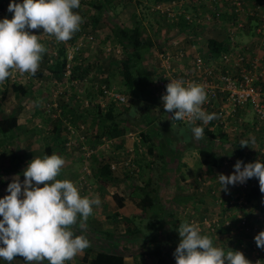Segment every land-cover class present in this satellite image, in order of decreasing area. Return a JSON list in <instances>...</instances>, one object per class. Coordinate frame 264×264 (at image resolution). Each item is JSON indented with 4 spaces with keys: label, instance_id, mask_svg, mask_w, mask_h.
<instances>
[{
    "label": "rangeland",
    "instance_id": "obj_1",
    "mask_svg": "<svg viewBox=\"0 0 264 264\" xmlns=\"http://www.w3.org/2000/svg\"><path fill=\"white\" fill-rule=\"evenodd\" d=\"M89 1L90 0H80V7L78 9H74V11L78 12L81 15L83 23L80 25L79 31L75 32L72 38L68 41L59 42L55 39L54 36L44 33L42 28L31 30L26 29L33 34L39 35V39L45 46L46 52L42 55V59L39 62V67L35 75H28L27 73H20L18 70H12V74L3 82H0V91L3 88L7 89V93L4 99L2 100V102L0 101V118L8 115L12 108H15L17 106L19 107L18 115L23 118V116L21 115L22 112H20V110L23 106L26 107V105L29 103H31L32 105L34 104L35 109H38L41 107V104L45 100L54 103L53 105H60L65 101H69L70 104L74 103V101H77L78 105L80 104L81 106H79L78 114H81L82 117L78 118L77 120L75 119L74 122H68V124H70L74 129V135L77 133H81L78 132L76 128V125L80 123L84 125L86 132H88L89 134L102 133L103 128H101L100 124L95 121L96 110L94 106L88 109V107L83 104L79 97L76 98L74 94V97L72 98L69 94L71 91H77V93H79L82 98L84 95L87 96L89 88L92 87L99 79L98 75L104 74L106 76L105 80L108 82V84L116 86L119 91L128 95L130 101L133 102V108L128 114L124 115L125 117H127L129 120L131 119L132 121H135V119H140L142 115L146 113L144 118L151 120L152 124L150 126H156L159 129L162 123H164L167 116L163 106L151 108L152 110H150L148 113L145 111V108H149V105L154 104V101L156 100L153 94V84L155 82V78L153 76V67H156L158 65V56L161 51L158 48L156 50L153 47L142 51L140 59L141 61H139V63L141 62V67H144L148 72L146 74L150 77L148 81L149 84L140 86L138 82L139 77H136L134 75L133 85L130 87V91L129 87L125 84V81L132 70H130L128 67H125L124 63H122L123 60H126V55L122 53L120 46L118 49V53H104V49L107 47L106 45L116 44L109 34V25H115L116 23H118L121 25L129 26L133 24V18H138L142 21V19L148 18L149 16V20L146 25L149 31L147 30L145 32V35H147V38L149 39L152 38L153 40L151 39V41H153L155 44H165L168 39L176 43L178 42L176 39H172V37L170 38L168 36V28L162 29V31L165 30L166 32L162 37L157 36L160 35V33L158 34L156 30L158 29V31H160V27H165V24H167L168 22L156 20L157 17L155 18L153 14H150L148 12V8L145 10L144 7V5L148 6L152 3H155L156 0H144L146 2L144 4L140 1L136 2L138 0H135L136 3L140 4H137L135 6L131 5L125 9H121L117 1L116 8L115 10H113V12L111 9L107 8L104 5L102 7L103 14L101 16V22H98V26L96 28L91 26L90 17L93 15L94 10H92L91 7L87 4V2ZM185 1L189 3V1ZM17 2H19V0H17ZM8 3L9 0H0V18L11 19L12 13L7 11ZM263 7V4H259L258 6H256L253 15L255 17L261 18L262 21L261 25H258V23L253 28L254 34H258L256 36L259 37L260 41L264 39V29L262 30L261 28L264 27V18L262 16ZM85 9L87 10L84 11ZM245 19L246 18H240L239 20H237L238 23H241V26H237L234 30V40L236 41V43L226 45L225 47L227 51L225 53L231 56L239 55L237 59H243L245 63L249 65L251 64L252 68H254V74H258V76L261 75L254 80L253 84L257 89L262 88V90L264 91V61H262L261 59L262 55H259L261 54V50L258 49V51L256 50V52H254L253 46L251 47L249 45L251 44V42L249 41L237 43L238 34H240L239 32L243 33L244 31H246L245 24L247 22H245ZM156 21L160 23L156 25ZM249 25H251V23ZM249 25L247 26L249 27ZM204 26L207 28V25H204V22H202L201 34L205 39L207 37H210L213 33H208ZM192 28H194L195 30L197 29V27L193 26ZM184 31V33H188L190 31V28H186L184 29ZM247 32L248 31H246L245 33L247 34ZM176 33L177 30H175V34ZM89 34L93 36V40L91 42L85 41L83 45L80 38L83 39L84 36ZM169 40L167 44L170 43ZM73 41L74 44L70 46L69 43ZM79 42L81 43V45H83V47L81 46V48L79 46L77 47L78 49H75L76 44H78ZM56 44L64 46L66 49L65 53H69L70 56L74 51V55H76V57H80L78 59H80L81 61H84L81 67L82 74L80 76H77L78 80H73L69 83L67 81L61 82V80L59 79H57V81L46 69L48 65L46 61H48V59H50V57L52 56L56 48ZM204 50L207 51L206 44H202V47L199 51L202 53ZM168 51L171 52L172 50ZM94 60H97L95 64ZM72 65H74V62H72ZM72 69L73 68L70 66L69 76L73 74L71 72ZM13 83L15 85H21L23 87L27 86L29 88L28 92H26L22 96L20 95L19 97H17L15 95L16 93H14V91H12L10 88ZM26 98L30 100L26 101ZM49 108L50 107H48L44 112L42 111L41 113L36 111L34 114L36 117L34 119L35 124L38 123L39 129L42 128L40 133H37L36 139L33 138V144H31L32 149L29 151L31 153H34L35 157L45 155L44 147L48 143V137H50V132L52 130L53 124L58 121L52 119L54 116H56L57 113H51V109ZM249 110L253 111V109L251 108H249ZM153 116L155 118H152ZM164 125L169 126L170 123L165 122ZM150 126H148V129H150ZM176 127L177 126L174 124L173 128ZM230 127L228 129L220 126L218 127L220 131H226V134L222 139L221 137L218 138V140L221 139L220 141L214 140V142H212L209 140V136L202 138V142H204L205 145H209L208 142H211V147L219 150L221 152V156H227V158L222 156L223 159H225L224 162L226 163L221 167L219 166L211 169H206V167L202 166V171L194 176V179L195 177L199 178V181L195 180V184L199 186H193L190 191H186L184 189V183L180 180V171L183 170V163L181 161V158L185 156L186 152L183 151L179 161L175 158L173 160H170L166 164L160 163L158 159H155L154 156L148 153V147L157 143L158 140L154 137L153 144H149L142 138V131L138 129V126H135V128L134 126H130L128 128L130 130L127 131V133L132 132L134 134L133 137L138 139L139 142L136 143L133 140L130 141L135 146L131 147L133 148V152L132 155H129L131 156L134 165L133 170L125 167L128 174H123L120 172L121 175H126L122 179L128 180V183L125 182V184L123 185V187H126V194H128V189L130 188L143 187L144 182L147 180V178H149V174L150 177H152V186H155L154 180L158 179L157 176L159 173H161L160 169H164L161 174L162 177L159 179L160 188L158 189V197L157 199L155 197V199L153 200V209L147 212L144 211L141 220H138L139 218L131 219L133 222V225H131V229L134 226V230L137 233H133V231L129 228V230L131 231L130 234H128L127 231H125V229L123 228L124 223H117V221H112L111 213L105 208H101L104 207L102 205L103 194H106L108 190L106 186L111 182L104 180L102 177H100L99 180V176H97V169L98 166L102 164V161L104 162L106 159H110V161L112 162L118 161L119 157H124V149L121 148L122 151L117 149V153L112 154V149L110 148V146L107 147L104 145L103 149H97L94 152L92 158L86 159V162H84L83 160H81L77 148H65L64 141L67 136V126L66 129L63 130L60 125L61 131L55 144L52 145V151L53 153L63 157L64 160L67 159L70 162L73 161L72 166H74V172L72 175L70 174L66 179L72 182L74 181L73 183L77 186L76 179L79 176L78 174H80L79 171L81 169V165L86 164L93 177L90 178V176H88L85 186L79 189L80 195L88 196L89 198L98 197L100 201L99 205L93 206V213L89 216H92L93 218L89 220V222H76L71 226V230L73 231L74 235H83L90 242L89 247L84 249L82 252H87L89 256L92 257L95 252L112 250L118 254L123 255L125 264H176L174 258V250H170L169 245L171 241L177 244L179 243L180 237L178 235L177 229L182 222H194L201 228L203 234H207L212 238L214 246L221 247L225 251H228L229 249L233 251H240L243 253L245 258L251 262V264H264V249L258 248L253 240V237L264 228L263 216L258 215V213H263L262 208L264 206V198L260 197L257 202L255 199L246 200L244 198V192H240L238 196L235 191L236 187L244 189L247 186L252 185L254 183V178H250L244 183L228 185L226 191L224 189H221V185L218 179V175L220 174H232L234 172L233 165L237 160L242 161L243 167V164H246L250 158L248 156L252 154L249 151L253 150V148H255L256 146L259 147L258 155H255L254 158L258 159L259 156L264 155V138L261 139L262 143L257 144L256 142L251 141L250 143H248L249 145H245L248 150L242 153L243 156L241 157L235 150V146L241 140H236L238 138V135L233 134L232 131L229 132L231 130ZM177 130L180 132L176 135L178 136V138H182L181 140L186 141L185 139L190 137L189 126L186 122L181 123L180 126L177 127ZM236 130H238V128H236ZM216 134L218 133L216 132ZM10 136H12L13 138L15 137L24 139V135H19V133L15 131L12 134L9 133L5 136L0 133V185L4 187L8 184V181L12 180L14 177L18 176L21 182L24 179L22 174L23 170L25 169L24 163L21 162L19 165L14 166L12 162L13 155L11 156V153L15 155L16 153L20 154L22 152L26 155V151H28L24 148V140L15 142V140L13 138H10ZM103 136L104 135L102 133L101 137ZM214 137L216 138L218 136L215 135ZM184 141H179L177 143L175 142L173 145L174 149L177 150L178 147L183 146ZM102 142V140L98 142L100 146H102ZM115 143H118V140L115 141ZM204 143H202V145ZM221 144L225 145L226 149H224ZM251 146H253V148H251ZM155 150L156 148L154 149V151ZM181 151L182 150H180V152ZM7 163L11 167L15 168V170L18 171V174L6 175L4 172V168L8 165ZM179 163H181L180 167L178 166ZM13 171L14 170H11V172ZM111 173L113 174V176H115L114 174L117 173V170L112 171ZM115 178L117 177L115 176ZM237 184L239 186H237ZM209 188L210 190H208ZM221 202H223V204H221ZM225 204H227L231 209L223 211L224 207L222 205ZM161 209L163 210L162 214L164 215L165 220L169 222L176 220V226H171V223H164L162 228H159V224L164 221L157 215L159 214L157 213V211H160ZM119 215L122 219H127V217L129 219L131 214H129V216H123V214L119 213ZM95 216L98 219L95 220ZM246 218L250 225H244V221L246 220ZM148 223H151L152 228L146 226ZM238 225L243 230H241L239 227L237 228ZM153 227L155 228V230L153 229ZM109 228L111 231V235L107 236V233L105 231ZM157 233L159 234V238L162 239L159 254L150 252L152 248L154 249V247L149 243L148 239H145L146 235H158ZM137 234H139V236ZM239 237L245 238V242L241 243L239 246H236L234 245V240ZM251 246L252 248L258 249L256 250V252L259 253V255L249 253V250H251ZM148 248L150 249L149 251H147ZM242 249L244 250L242 251ZM78 257L79 255L73 257V264H83ZM0 264H8V262L0 259ZM11 264H25L24 258L22 256L16 255L14 256V260L11 261ZM32 264H43V261L32 262Z\"/></svg>",
    "mask_w": 264,
    "mask_h": 264
},
{
    "label": "clouds",
    "instance_id": "obj_2",
    "mask_svg": "<svg viewBox=\"0 0 264 264\" xmlns=\"http://www.w3.org/2000/svg\"><path fill=\"white\" fill-rule=\"evenodd\" d=\"M199 1L208 3L205 11L209 13V19L214 18V11L220 12L218 8L220 0ZM183 3V0L157 1L145 6V10L148 8V12L157 17L156 20L174 25L177 32L179 16L183 15L180 17L187 26L183 25L181 29L184 31L190 28L191 31L194 29L192 26L196 27L202 23V18L190 9L181 14ZM79 7L80 0H19V2L9 0L7 11L12 13V17L0 18V82L8 78L13 69L20 73L35 75L46 48L39 42V35L28 30L42 28L44 33L54 36L57 41H68L79 31L83 23L81 15L74 11ZM254 9L249 10L247 15L255 17L249 14ZM197 18L200 21L194 23ZM156 22V25L160 23ZM147 30L148 28L144 27L143 33L145 34ZM186 34L183 33L182 38ZM228 36L229 32L227 38ZM142 37L149 39L147 35L142 34ZM149 40L152 44L151 39ZM172 42L170 40L169 44L172 45ZM175 46L179 48L178 42ZM102 82L108 84L106 80L98 79L89 88L88 95H84L83 98L78 93L81 101L88 99L91 102L95 88ZM126 96L129 99V96ZM206 99L207 93L203 84L183 79L169 80L166 94L161 97L163 108L166 112L172 113L173 119H187L189 124H194L195 121L207 124L216 117L215 113H207L202 108ZM249 108L253 109L251 105L239 108L241 111L238 116L237 109H234L227 116L229 126L235 130L238 128L233 134L241 135L243 129H246L254 130L260 136L264 135V124L259 121L254 110L250 111ZM209 125L212 128L208 129L207 125L192 127L194 139L200 140L209 136V140L214 142L220 141L226 134V131L218 129V125ZM127 131L125 133L127 137L134 139L136 143L139 142L133 137L132 132H128L132 135L129 136ZM214 134L218 137L215 138ZM219 137L221 139L218 140ZM241 143L248 145V141ZM130 149L133 152V148ZM252 160L256 161L251 163ZM248 161L250 163L243 164L242 167V161L237 160L233 165L232 174L218 175L221 189L226 191L228 185L244 183L255 177L258 178L260 191L263 193L260 197L264 198V155L258 159L252 156ZM223 162L220 167L225 165L226 162ZM64 163V158L55 153L33 157L23 170V181L21 182L17 176L7 184L5 190L7 195L0 197V259L8 264H11L16 255L22 256L25 264L44 260H47L48 264H65V261L72 260L89 247V240L83 235H74L71 226L77 222L78 217L81 222L86 221L93 213V206L99 205L100 201L98 197L81 196L72 181L56 179ZM41 184L42 187L39 186ZM255 200L257 202L258 199ZM177 230L180 240L174 251L176 264H251L240 251L229 248L225 251L214 246L212 238L203 234L201 228L194 222H182ZM253 240L258 248L264 249V230L256 234Z\"/></svg>",
    "mask_w": 264,
    "mask_h": 264
},
{
    "label": "trees",
    "instance_id": "obj_3",
    "mask_svg": "<svg viewBox=\"0 0 264 264\" xmlns=\"http://www.w3.org/2000/svg\"><path fill=\"white\" fill-rule=\"evenodd\" d=\"M118 1L119 3V7H121V9H125L130 5V1L125 3L126 0H90L89 2H87V4L92 8V10H94L93 15L90 17L91 20V26L96 28L98 26V22H101V16L103 14V10L102 7L105 5L107 8L111 9L112 12L113 10H115L116 8V2ZM156 1H161V2H165L167 0H156ZM239 2L238 5H236V2ZM244 0H230V13H228V15L230 16V20H227L228 16L227 13L222 15L220 11L218 13V15H214V20L215 21H223V25L222 26H228V28H231L232 25H234L233 23V19H237L239 20L240 18H245V14L248 13L249 9L247 10L244 7ZM216 8V6L214 7V9ZM87 9H85L84 11H86ZM181 14H184L185 12H188V7H182L180 9ZM183 16V15H180ZM222 16V17H221ZM259 20H261V18L256 17ZM237 20L235 21V24L237 22ZM262 22V21H260ZM93 23V24H92ZM181 25H186L185 21L183 22H179L178 26ZM107 26V25H106ZM108 27V26H107ZM143 26L141 23V20H139L138 18H133V24L131 26H126V25H121L116 23L115 25H109V34L111 35V37L113 38L114 42L116 44H118L121 48V51L123 54L126 55V60H123L122 63H124L125 67H128L130 70H132V72L129 73L125 84L129 87V91H130V87L133 85V76L135 75L136 77H139L138 82L139 85H145V84H149V76H147L146 73H148L144 67H141V62L139 63V61H141V53L142 51H144L145 49L147 50L148 48L151 47V42L149 39H144L142 37L143 34ZM229 32V31H228ZM228 39V38H227ZM206 46H207V52H199V54L204 57L205 59H211V58H215L217 57L219 54L225 53L227 51L225 45H223V41H217L215 38H206ZM39 42L41 43L42 41L39 39ZM80 43V42H79ZM70 46L74 44L73 42L69 43ZM84 45V43H83ZM83 45H78L76 44V46H82ZM45 47V46H44ZM81 47V48H82ZM80 48V49H81ZM78 49V48H75ZM54 50V49H53ZM66 49L64 46H61L60 44H56V48L52 54V56L50 57V59H48V61H46V63H48L46 69L48 70V72L50 74H52V76L57 80H61V82H70L73 80H78L77 76H80L81 73V67L83 65L84 61H81L80 57H76V55H74V51L72 52V55L69 57V53H65ZM97 60H94V64L96 63ZM72 62H74V65H72ZM72 67L73 69L71 70V72L73 73L71 76H67L65 77V72L69 67ZM78 72V73H77ZM141 75V76H140ZM58 81V80H57ZM77 83V82H74ZM75 86V85H73ZM11 90L14 91V93H16L15 95L17 97H19L20 95H24L26 92H28V87H23L21 85H15L14 83L10 86ZM6 88H3L0 93V101L2 102V100L4 99L5 95H6ZM66 93V92H65ZM72 93V94H71ZM74 94L76 96V98H78V93L77 91H71L69 95H71V97H74ZM130 101V99H128V101L126 100V105H121L119 102L118 104L116 103H107L104 105V108L100 107L99 103H96V105L94 106L95 110H96V117H95V121L97 123L100 124V127L103 128V135L105 136V138L107 139H112L115 140L117 138H121L127 131V129L130 126H141L142 128H139L142 131V138L147 141L149 144H153V138L155 137L158 141L157 143L151 145L150 147H148V153L152 156L155 157V159H158L160 161V163L166 164L167 162H169L170 160L173 159H177L178 161L181 158V152H179L180 150H182L184 148V146H188V142L181 140L182 138H178V136L176 135L177 133H179L180 131L177 130V127L180 126L181 122L179 120H175L172 118V113H170V118L164 121L165 122H169L170 125H164V123H162V125L160 126V128L156 131H149L146 128L148 126H150L151 120L149 119H145V114L142 115V117L140 119H135V121H132L131 119L129 120L127 117H125L124 115L128 114L130 112V110L133 108V102ZM54 103L49 102V101H44L41 104V109H39L41 112L45 111L48 107H50L49 109H51V113H57L56 116H54L52 119L58 120L56 123L53 124L52 127V134L50 132V140L48 141V143L46 144L45 147V154L47 155H51L53 154L52 151V145L55 144L59 133L61 131L60 129V125L63 128V130L66 129V126L68 124V122H74V120L82 117L81 114H78L79 112V106L77 101H74V103H71L69 101H65L63 104H56L53 105ZM81 107V106H80ZM58 111V112H57ZM145 111L148 113V107L145 108ZM241 109H237V116L239 115ZM18 114H19V107H15L11 110V112L0 118V133L2 135H6V134H11L12 132H14L17 129V119H18ZM102 120V122H101ZM107 124V125H106ZM176 125V128H173V125ZM80 125L83 124H78L76 125L77 131L81 132V133H77V134H82L84 135L86 142V149H89L91 151L90 157L92 158V156L94 155V152L97 149H101L98 148L96 146L99 145V141L100 137L102 136V133H92L89 134L88 132H86L84 125H83V129H80ZM106 125V126H104ZM79 128V130H78ZM153 127H151L150 129H152ZM211 134V133H210ZM223 134V133H222ZM258 135L260 138L261 137L258 133H256L254 130H246L243 129V131L241 132V136L243 138H241L240 136V140L242 141H246V139H251V136H255ZM102 138V137H101ZM187 140V138L185 139ZM237 140V139H236ZM179 141H184L186 142V144H184L181 147H178L177 150L174 149L173 145L176 142ZM209 145H202V148L199 150V159L200 162L203 166H206L208 169L211 168H215V167H219L222 162H223V157L227 158L226 155H222L221 156V152L219 150H217L216 148L214 149L213 147H211V142H208ZM222 145V144H221ZM224 149H226L225 145H222ZM241 147V143L238 142V144L235 146V150L239 153V155L242 157L243 156V151L242 149H240V151L238 150V148ZM118 148V145H115V149ZM156 148V150L154 151V149ZM252 148V147H251ZM103 149V147H102ZM179 150V151H178ZM156 152V153H155ZM80 154V152H79ZM13 155V165H19L21 162H26V158L23 157V154H12ZM11 158V157H10ZM82 158V157H81ZM87 158V159H89ZM109 162L110 159H106L103 164L98 166L97 172H98V176H99V180L100 177H102L104 180L108 181V180H112L113 178L111 177V169L109 167ZM247 163H250L249 161H247ZM178 166H181V163L178 164ZM10 170H15V168L11 167L9 168ZM161 173L158 174L157 178L155 179V186H152V177L147 178V180L144 182L143 187H135L137 192H140L142 194V197H140V202L143 204V211L147 212L150 211L151 209H153V200L157 199L158 197V189L160 188V184H159V179L162 177L161 174L164 171V169H160ZM151 184V185H150ZM150 188V189H149ZM210 190V188L208 189ZM242 190V191H241ZM236 193L239 196L240 192H244V198L246 200H252V199H259V197L263 194L260 191V185H259V181L258 178L254 177V183L250 186H247L244 189H241L239 187L235 188ZM116 198H118V200H116L117 205L121 206L122 201H121V197L116 196ZM155 202V201H154ZM221 204H223V202H221ZM223 211L225 210H230L231 208L228 207L227 204L222 205ZM222 211V212H223ZM262 215L264 218V206L262 208ZM115 212V211H114ZM163 210L161 209L160 211H157V214L159 216V218H161L162 220H164L163 222H161L159 225V228H162L164 223L170 224L171 226H176L177 225V221H166L164 215L162 214ZM258 215H260V213H258ZM151 218V217H150ZM264 220V219H263ZM112 221H117V223H124L123 228L125 229V231H127L128 234H130V231L132 230L133 233H137L134 230V226L131 229V225H133L132 220L131 219H122L121 216L118 213H114L112 215ZM236 221V220H235ZM239 223V222H238ZM244 225H250V223H248L247 218L244 222ZM147 227H151V223H148L146 225ZM231 226V225H230ZM239 227V225L237 226V228ZM127 228V229H126ZM129 228L131 230H129ZM241 230H243L241 227H239ZM153 229L155 230V228L153 227ZM164 230V229H163ZM123 231V230H122ZM124 231V232H125ZM108 235H111V231L110 228L106 229L105 231ZM140 234V233H139ZM139 234H137L139 236ZM158 234V233H157ZM105 235V234H104ZM148 239L149 243L154 247V249H151V253H156L159 254V251L161 249V242L162 239L159 238V234L155 235V234H150L146 235V238ZM245 238L243 237H239L236 238L234 240V245L239 246L241 243L245 242L244 241ZM156 241V242H155ZM174 245L175 242L171 241L169 248L170 250H174ZM148 246V245H147ZM248 246V245H247ZM172 247V248H171ZM150 249L148 248L147 251H149ZM244 249H242L243 251ZM256 250H258L257 248H252L251 246V250H249L250 254H254V255H259V253L256 252ZM77 255H79V259L81 260V262L83 264H125L123 255L118 254L112 250H104V251H99V252H95L94 255L91 257L89 256V254L87 252L83 253L80 252ZM73 260L70 261H65V264H73ZM43 264H48L47 260L43 261Z\"/></svg>",
    "mask_w": 264,
    "mask_h": 264
},
{
    "label": "built area",
    "instance_id": "obj_4",
    "mask_svg": "<svg viewBox=\"0 0 264 264\" xmlns=\"http://www.w3.org/2000/svg\"><path fill=\"white\" fill-rule=\"evenodd\" d=\"M239 2H236L238 5ZM255 9L250 11V15H254ZM214 15H218L217 11H214ZM263 18H264V8H263ZM199 18L195 19L194 23L199 22ZM237 26H241V23L236 22L229 28V40L230 43H234V30ZM260 32V31H259ZM93 36L86 35L83 37L82 43L85 41L91 42ZM176 42H172V45H176ZM81 45V43H78ZM107 46V47H106ZM104 48V53L113 52L118 53L119 45H106ZM113 46V47H110ZM76 46L75 48H77ZM193 52L187 53L182 48H176L169 52L165 50L161 52L158 56V65L153 67V76L155 78L154 93L155 98L158 99L157 102L160 106H163V101L161 100L162 95L166 94V85L171 79H183L184 81H192L196 83L203 84L207 93L206 102L202 105V108L207 113H215L216 117L208 122L207 128H212L209 124L213 126H220L228 129L230 126L228 124L227 116L234 111V109L244 108L246 105H251L259 121L264 124V91L257 89L254 86V80L260 77L258 74H254V68L251 64L245 63L243 59H237L239 55L231 56L226 53L219 54L215 58L205 59L199 52L193 47ZM70 57V55H68ZM250 60V59H247ZM70 74V67L66 70L65 76ZM99 80H105L106 76L104 74H99ZM156 99V100H157ZM126 100L128 98L126 94L118 90L114 85L102 82L99 86L95 88L92 94V101L88 99H83L82 102L87 107H93L96 103L100 104V107L104 108L107 103L118 102L121 105H126ZM229 110V111H228ZM188 123L187 119L182 120ZM198 122L195 121L193 126H196ZM202 126V127H203ZM229 132H235L233 127H230ZM264 128V125H263ZM80 129H83V125H80ZM129 136H132L128 133ZM102 146L98 145V148H104L105 146H110L112 149V154H116L115 140L106 139L105 136L101 138ZM65 147L71 149L72 147L77 148L80 152L79 156L82 157L83 161L90 157L91 151L86 149V140L84 135L75 134L74 129L70 124H67V138L65 141ZM132 149H128L126 153L128 154L123 160V164L126 168L132 169L134 167L131 156ZM129 156V157H128ZM128 157V158H127ZM256 160H252L251 163ZM109 167L111 171H115L118 164L115 161L109 162ZM86 165V164H84ZM87 166V165H86ZM84 176L90 173L89 168L82 167ZM81 175L77 188L81 189L86 184L87 178ZM237 186H239L237 184ZM232 204V203H231ZM260 214L259 216H261ZM245 222V221H244ZM243 224V223H241Z\"/></svg>",
    "mask_w": 264,
    "mask_h": 264
},
{
    "label": "crops",
    "instance_id": "obj_5",
    "mask_svg": "<svg viewBox=\"0 0 264 264\" xmlns=\"http://www.w3.org/2000/svg\"><path fill=\"white\" fill-rule=\"evenodd\" d=\"M129 1H130V5L129 6H131V5L135 6L137 4H140V3H136V2H139V1L141 3H143V4L146 3L144 0H138L136 2H135V0H126L125 3L129 2ZM183 1H184V3L182 5V7H188V9H190V11H193L194 13H197L198 15L201 16L202 22H204V25H207L208 29L204 26L206 31L208 33H213L210 36V38H215L217 41H223V45H225V46L231 44L229 39H227V34H228V29H229L228 26H222L223 23H224L223 21H218V20L215 21L214 18L209 19V13L207 11H205V6L208 3L203 2V1H199V0H187V1H189V3H187L185 0H183ZM244 1H245L244 7L247 10L248 9L251 10L252 8H255L256 6H258L259 4H263L264 5V0H244ZM144 7H145V5H144ZM218 8H219L220 11H222L221 12L222 15L227 13V16H228L227 20H230V16L228 15V13H230V9H231L230 0H220L219 3H218ZM244 17L246 18L245 22H247L245 24L246 25L245 29L248 32H247V34L245 33L246 31H244L243 33L239 32L240 34H238L237 43L238 42L242 43L244 41L251 42V44H249V45L251 47L253 46L254 52H256V50L258 51V49L261 50V52H260L261 54H259V55H262L261 59H262V61H264V39H262V41H260L259 37L256 36L258 34H254V32H253V28L258 23H259L258 25H261L262 22H260L261 20L257 19L256 17H251V16L246 15V14H245ZM148 20H149V18L142 19L141 23H142L143 27H147L146 25H147ZM236 20L237 19H235V20L233 19V23L234 24H235ZM183 21L184 20L179 16V22H183ZM250 23H251V25H249ZM247 25H249L250 29H249V27ZM129 26H131V25H129ZM182 27H183V25H181V26L179 25V31L177 32V34H178L177 35V34H175L174 25L172 26V25L167 24L165 27H160V31H158V29L156 30V32H158V34L160 33V35H157V36L162 37L166 33L165 30L162 31V29L163 28L164 29L168 28L169 29L168 36L170 38L172 37V39H176L178 41L179 48H184L183 50L186 51L187 53H189L190 51H193L191 49L192 46L198 51L202 47V44H206V42H205L206 38L204 39L202 37V34H201L202 33V23L196 26L197 27L196 30L192 29L190 32H188L185 35L184 38H182L183 33H184L182 31V29H181ZM261 28H262V30L264 29V27H261ZM143 30H144V28H143ZM153 31H155V30H153ZM219 33H220V35H219ZM143 35H145V34L143 33ZM164 40H165V38H164ZM164 40H162V41H164ZM168 40H167V42L165 44H162V45L161 44H155L152 41L151 47L155 48L156 50L158 48L160 51H163V50H174L177 46L167 44ZM257 40H259V41H257ZM235 43H236V41H235ZM205 51L206 50H204L203 52H205ZM13 71H15V69H13ZM153 94L155 96V93H153ZM29 100L30 99L26 98V101H29ZM157 101H158V99L154 101V104H150L149 105V108H148L149 111L152 110L151 108H156V107L160 106V103L157 102ZM39 109H41V107L38 108V109H35L34 104L32 105L31 103L27 104L26 107L23 106L22 109L20 110V112H22L21 115L23 116V118L20 115H18V119H17V125L18 126H17V129L15 130V132H18L19 135H24V139L15 138V137L13 138L12 136H10V138H13L15 140V142H19V141H23V140L25 142L24 148L26 150H28L26 152L29 153V154H27L25 152L26 155H27L26 156L24 153L21 152L23 154V157L26 158V162L25 161L23 162L25 168L27 167L28 163L33 159V157H35V154L31 153L29 151L32 149L31 144H33V141H34L33 138L36 139L37 133H40V131L42 129V128L39 129L38 123L35 124V121H34V119L36 118L35 115H34L35 112L37 111V112L41 113V111ZM166 116H167V119H169L170 118V112H166ZM152 118H155V117L153 116ZM179 121L181 123L185 122V121H182V120H179ZM187 124L189 126V136L190 137L187 138V140H186V142H188V146L187 147L184 146V148L181 151V153H183V151H185L186 153H185V156H183L181 158V161L183 163L182 164L183 170L180 171V177H181L180 180L184 183V189L186 191H188V190L190 191L191 188H193V186H195V187L199 186V185L195 184V180L199 181V178L195 177V179H194V176H196L199 172L202 171V166L203 165L201 164L200 159H199V150L202 148V143L203 142H202V138L200 140L194 139L193 134L191 132V128L194 127V126H193V124H189V123H187ZM196 126H201L202 127V122H198ZM138 127L142 128L141 126H138ZM151 127H153V128L152 129H148V127H147L146 129L149 130V131L158 130V127H156V126H150V128ZM134 128H135V125H134ZM41 134H42V132H41ZM141 135H142V132H141ZM237 135L240 136L241 138H243L241 135H239V134H237ZM240 137H238L237 140H240ZM251 137H252V139L256 140L254 142H256L257 144L262 143V140H261L262 138H260L258 135L251 136ZM261 137L264 138V135H262ZM127 139H130V138H128L126 134H124L121 138H117L116 139V140H118V144H117L118 145V148H117L118 150L122 151L121 150V148H122V149H124V151H127L131 147H135L133 145V143L130 142V141L131 140H133L134 142H136V141L134 139H130V140H127ZM252 139H246V141H248V143H250L251 141H253ZM49 140H50V137H48V141ZM0 141H1V139H0ZM186 142H184V144H186ZM241 142H242V140L239 143H241ZM45 147H46V145H45ZM45 147H44V150H45ZM251 147L253 148V146H251ZM258 148L259 147L256 146L255 148H253V150L249 151L252 154L250 156H248V157H252V156L258 155ZM117 149H116V153H117ZM240 149H242L243 153L246 150H248L245 147V145H242V143H241V147H239L238 150L240 151ZM126 156H127V154L124 153V157H119V160L115 161L118 164V166L116 168L117 173L114 174L117 178H115V176H113V174L111 173V177L113 179L112 180H108L111 183H109V185L106 186V188L108 190H107L106 194H103V204L102 205L104 207H101V208H105L106 210H108L111 213V215H113L115 212L118 213V214L119 213L123 214V216H129V214H131L129 219H138L139 218L138 220H141L142 217H143V214H144L143 204L140 202V197H142V194L140 192H137L135 187L128 189L129 192H128V194H126V191H125L126 187H123L125 182L128 183V180H123L122 179L126 175H121V173L128 174V172H127V170L125 168V165L123 164V160L126 158ZM81 160H83V159L81 158ZM72 162L73 161L70 162L69 160L65 159V163L62 166L61 171H60L59 175L56 177V179L64 180L70 174L71 175L73 174L74 166H72ZM102 164H103V161H102ZM9 166L10 165L8 164L4 168V172H5L6 175L18 174L17 170H14L13 172H11V170L9 169ZM82 166L87 167L86 165H81V169L79 171L80 174H78L79 175L78 178H80L81 175L84 176V173H83V170H82ZM75 167H76V165H75ZM204 167H206V166H204ZM10 168H11V166H10ZM87 169H88V167H87ZM206 169H208V168L206 167ZM223 175H227V174L223 173ZM88 176H90V178L93 177L91 172L87 176L85 175L84 177H86L88 179ZM148 177H150V174H149ZM78 178L76 179V184L79 183V179ZM10 182H12V180L8 181V183H10ZM39 186L42 187L43 185L41 184ZM6 187H7V185H5V187L0 185V197H3L5 195H7V192L5 191ZM116 196L121 197V201H122L121 206L117 205L116 200H118V198H116ZM200 202H202V201H200ZM92 218H93L92 216L88 217L86 222L84 221L82 223H87ZM96 219H98V218H96V216H95V220ZM127 219H128V217H127ZM77 222H81L79 217L77 218ZM263 230H264V228H263ZM175 244L176 245H174V248H176L177 245H178L177 243H175ZM174 251H175V249H174Z\"/></svg>",
    "mask_w": 264,
    "mask_h": 264
}]
</instances>
